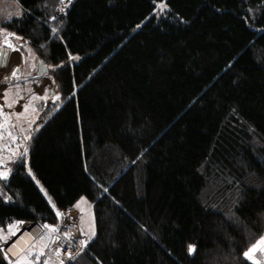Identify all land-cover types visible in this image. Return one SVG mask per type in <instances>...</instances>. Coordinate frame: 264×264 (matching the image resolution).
Masks as SVG:
<instances>
[{"label": "trees", "instance_id": "obj_1", "mask_svg": "<svg viewBox=\"0 0 264 264\" xmlns=\"http://www.w3.org/2000/svg\"><path fill=\"white\" fill-rule=\"evenodd\" d=\"M15 1L0 27L53 89L31 95L0 225L84 196L95 233L69 264H264L245 256L264 235V0H74L57 17L60 0Z\"/></svg>", "mask_w": 264, "mask_h": 264}, {"label": "crops", "instance_id": "obj_2", "mask_svg": "<svg viewBox=\"0 0 264 264\" xmlns=\"http://www.w3.org/2000/svg\"><path fill=\"white\" fill-rule=\"evenodd\" d=\"M23 42V39L0 27V52L2 50L3 54L8 52L6 63L0 64V85L4 88L3 92H0V120L5 119L6 122L5 126L0 124V130L7 133L6 137L11 142L23 127L32 128L36 120V103L39 98H33L31 95L43 96L53 89V83L47 74L46 67L43 65V71H39L42 70L39 63H43L35 59L27 47L21 48L20 45ZM28 78H31L30 84L27 81ZM24 84L26 87L23 89ZM19 89L22 90L19 92ZM262 251L264 248H258L255 255Z\"/></svg>", "mask_w": 264, "mask_h": 264}, {"label": "built area", "instance_id": "obj_3", "mask_svg": "<svg viewBox=\"0 0 264 264\" xmlns=\"http://www.w3.org/2000/svg\"><path fill=\"white\" fill-rule=\"evenodd\" d=\"M73 1L60 0L58 8L54 11V16L63 15ZM3 90L4 88L0 85V92ZM58 213V221L46 222L42 226L28 220L17 221L18 232L15 235H10L7 240L0 242V262L2 264H15L21 256L26 254L25 251L38 240L43 231L47 229L50 232V240L43 250V259L37 264H69L86 249L88 238L79 225V210L71 206L61 209ZM45 225L48 227L45 228ZM53 228L56 231H51ZM24 232L31 233L30 239L24 244V247L22 246L18 251L10 250V246ZM11 239L13 240L8 243ZM69 253H71V258H69Z\"/></svg>", "mask_w": 264, "mask_h": 264}, {"label": "rangeland", "instance_id": "obj_4", "mask_svg": "<svg viewBox=\"0 0 264 264\" xmlns=\"http://www.w3.org/2000/svg\"><path fill=\"white\" fill-rule=\"evenodd\" d=\"M19 14H20V8L15 0H0V21L2 19L17 17L19 16ZM0 124H2V126H5L6 124L5 119H3L2 121L0 120ZM33 131L34 129L32 128L25 129L23 127V129L20 130L18 136H14L13 139L15 142L14 141L11 142L6 137L7 133L0 130V173H6V177H7L8 171L5 168L6 165H8L9 162L12 161L19 154L28 155V141ZM26 162H28L27 156H26ZM3 179L4 177L0 176V183L2 182ZM35 182L39 187V189L41 190V192L43 193V195L45 196V198L48 200L49 204L52 205L50 197L46 192V190L44 189V187L37 180H35ZM74 205L75 207H77V209L80 212L79 220H80V226L82 232L86 236L90 235L89 237H92L95 233V225H94V212L90 202L86 199V197L81 196L75 202ZM17 232H18L17 221H12L11 223H8L5 227L0 225V242L7 240L10 235H15ZM262 238H264V235L260 239ZM29 250L30 248L25 251L26 254L29 252ZM255 253L256 251L252 254L251 259H255L254 258ZM23 260H28V259L26 256L25 257L21 256L17 260L18 261L17 264H21Z\"/></svg>", "mask_w": 264, "mask_h": 264}, {"label": "snow or ice", "instance_id": "obj_5", "mask_svg": "<svg viewBox=\"0 0 264 264\" xmlns=\"http://www.w3.org/2000/svg\"><path fill=\"white\" fill-rule=\"evenodd\" d=\"M14 75H15V73H14ZM0 176H3V177L6 178V173H0ZM58 215H59V213H58ZM44 227L47 228L48 226L45 225ZM51 231H56V229L53 228V229H51ZM258 248H264V238H262V239L258 242V244H257L256 246H254L252 249H250L248 252H246V253H245V256H246L247 258L251 259V258H252V254H253ZM192 251H194V249L191 248V246H190V247H189V252H192ZM57 255H59V253H57ZM69 258H71V253H69ZM254 264H255V261H254Z\"/></svg>", "mask_w": 264, "mask_h": 264}, {"label": "bare ground", "instance_id": "obj_6", "mask_svg": "<svg viewBox=\"0 0 264 264\" xmlns=\"http://www.w3.org/2000/svg\"><path fill=\"white\" fill-rule=\"evenodd\" d=\"M31 233L24 232L17 240L10 246V250L18 251L30 239Z\"/></svg>", "mask_w": 264, "mask_h": 264}, {"label": "water", "instance_id": "obj_7", "mask_svg": "<svg viewBox=\"0 0 264 264\" xmlns=\"http://www.w3.org/2000/svg\"><path fill=\"white\" fill-rule=\"evenodd\" d=\"M3 55H4V57H3ZM2 57H3V60H2ZM7 57H8V52H5L4 54H3V50L0 52V64L2 63V64H5L6 63V61H7ZM39 66L40 67H42L41 69L42 70H39L40 72H42L43 71V64H41V63H39ZM14 238H15V236H14ZM13 238V239H14ZM13 239H11L8 243H10Z\"/></svg>", "mask_w": 264, "mask_h": 264}]
</instances>
